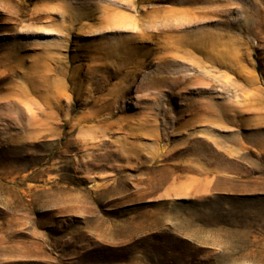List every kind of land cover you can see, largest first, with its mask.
Masks as SVG:
<instances>
[{"label": "rangeland", "instance_id": "1", "mask_svg": "<svg viewBox=\"0 0 264 264\" xmlns=\"http://www.w3.org/2000/svg\"><path fill=\"white\" fill-rule=\"evenodd\" d=\"M219 174L175 209L264 264V0H0V264H163L164 185Z\"/></svg>", "mask_w": 264, "mask_h": 264}, {"label": "crops", "instance_id": "2", "mask_svg": "<svg viewBox=\"0 0 264 264\" xmlns=\"http://www.w3.org/2000/svg\"><path fill=\"white\" fill-rule=\"evenodd\" d=\"M236 180L232 174H219L199 178L171 177L166 182L159 195V199L165 202L161 227L169 229L161 238L169 246L168 260L162 261L163 264L253 263L243 257V253L228 251V236L235 231L233 224L237 217H231L230 211L223 207L210 205L213 201L225 199L234 202L249 200L250 197L246 196L250 192L235 189ZM203 197L213 201L200 213L175 209L182 204L180 199ZM169 207L171 210L167 209Z\"/></svg>", "mask_w": 264, "mask_h": 264}]
</instances>
